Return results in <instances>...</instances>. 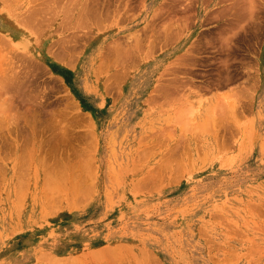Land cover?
Masks as SVG:
<instances>
[{
	"label": "rangeland",
	"instance_id": "1",
	"mask_svg": "<svg viewBox=\"0 0 264 264\" xmlns=\"http://www.w3.org/2000/svg\"><path fill=\"white\" fill-rule=\"evenodd\" d=\"M0 86V264H264V0H0Z\"/></svg>",
	"mask_w": 264,
	"mask_h": 264
},
{
	"label": "bare ground",
	"instance_id": "2",
	"mask_svg": "<svg viewBox=\"0 0 264 264\" xmlns=\"http://www.w3.org/2000/svg\"><path fill=\"white\" fill-rule=\"evenodd\" d=\"M49 6H50V5H49ZM54 6H55V5H54ZM39 7H40V6H39ZM40 8H41V7H40ZM50 8H51V7H50ZM48 10H49V9H48ZM70 13H71V12H70ZM78 18H79V17H78ZM86 22H87V21H86ZM171 22H172V21H171ZM111 48H112V47H111ZM116 57H117V56H116ZM5 80H6V79H5ZM8 81H9V80H8ZM11 82H12V81H11ZM0 87H1V86H0ZM2 87H3V86H2ZM11 87H12V85H11ZM5 90H6V89H5ZM1 92H2V91H1ZM6 94H7V93H6ZM5 99H6V98H5ZM6 102H8V100H7ZM9 103H10V102H9ZM9 103H8V104H9ZM6 104H7V103H6ZM11 104H12V103H11ZM9 105H10V104H9ZM9 105H8V106H9ZM9 107H10V106H9ZM10 108H11V107H10ZM4 109H5V108H4ZM6 109H7V108H6ZM7 111H8V109H7ZM2 112H3V111H2ZM4 112H5V110H4ZM4 116H5V115H4ZM7 117H8V116L6 115V119H7ZM12 117L14 118V116H12ZM0 118H1V117H0ZM8 118H9V117H8ZM9 119L11 120V118H9ZM10 120H8L9 125H10V122H9ZM6 122H7V121H5V123H6ZM11 124H12V123H11ZM4 125H5V124H4ZM6 125H8V124H6ZM6 125H5V126H6ZM12 125H13V124H12ZM14 125H17V124H14ZM6 128H7V127H6ZM8 131H9V130H8ZM15 139H16V138H15ZM15 143H16V142H15Z\"/></svg>",
	"mask_w": 264,
	"mask_h": 264
},
{
	"label": "crops",
	"instance_id": "3",
	"mask_svg": "<svg viewBox=\"0 0 264 264\" xmlns=\"http://www.w3.org/2000/svg\"><path fill=\"white\" fill-rule=\"evenodd\" d=\"M55 118H56L55 116H52L51 120L48 123V127L50 126L51 128L55 124V120H56ZM70 128H71L70 125L67 124V130H72Z\"/></svg>",
	"mask_w": 264,
	"mask_h": 264
}]
</instances>
